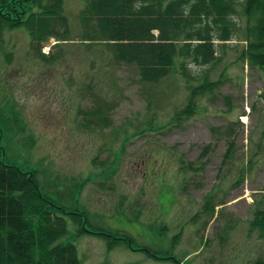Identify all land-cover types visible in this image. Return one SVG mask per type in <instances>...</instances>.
I'll return each instance as SVG.
<instances>
[{
  "label": "rangeland",
  "instance_id": "1",
  "mask_svg": "<svg viewBox=\"0 0 264 264\" xmlns=\"http://www.w3.org/2000/svg\"><path fill=\"white\" fill-rule=\"evenodd\" d=\"M84 6L65 0L67 33L35 48L25 27L3 30L4 161L67 209L64 241L81 264L264 263V231L251 227L264 210V68L244 55L245 35L216 42L212 65L177 58L148 83L109 42L86 38ZM203 80L219 84L194 91Z\"/></svg>",
  "mask_w": 264,
  "mask_h": 264
},
{
  "label": "trees",
  "instance_id": "2",
  "mask_svg": "<svg viewBox=\"0 0 264 264\" xmlns=\"http://www.w3.org/2000/svg\"><path fill=\"white\" fill-rule=\"evenodd\" d=\"M84 2L80 18L86 38L109 42L116 60L137 66L144 82L167 77L177 58L196 66L214 64L216 42L232 41L240 33L247 41L244 55L250 64L264 68V0ZM242 22L245 29L240 31ZM20 27L36 42L33 48L51 37H62L69 27L65 0H0V40L3 30ZM180 68L186 79H193L185 64ZM217 84L203 80L194 91L209 92ZM195 108L191 99L180 115L189 116ZM210 148L206 146L203 154ZM4 156L0 142V264H81L75 244L64 241L67 209L40 190L34 172L6 163ZM73 215L79 218L78 235L88 232L84 217ZM251 226L264 231V210L256 212ZM123 241L132 248L130 238ZM142 250L165 258L148 247Z\"/></svg>",
  "mask_w": 264,
  "mask_h": 264
},
{
  "label": "bare ground",
  "instance_id": "3",
  "mask_svg": "<svg viewBox=\"0 0 264 264\" xmlns=\"http://www.w3.org/2000/svg\"><path fill=\"white\" fill-rule=\"evenodd\" d=\"M245 120H247V117H244Z\"/></svg>",
  "mask_w": 264,
  "mask_h": 264
}]
</instances>
